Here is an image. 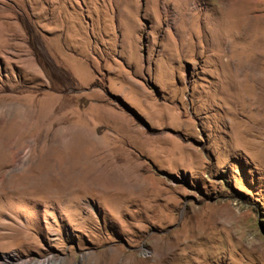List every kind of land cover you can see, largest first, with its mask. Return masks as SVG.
Masks as SVG:
<instances>
[{
  "label": "rangeland",
  "instance_id": "374dc122",
  "mask_svg": "<svg viewBox=\"0 0 264 264\" xmlns=\"http://www.w3.org/2000/svg\"><path fill=\"white\" fill-rule=\"evenodd\" d=\"M48 256L264 264V0H0V264Z\"/></svg>",
  "mask_w": 264,
  "mask_h": 264
},
{
  "label": "bare ground",
  "instance_id": "6f19581e",
  "mask_svg": "<svg viewBox=\"0 0 264 264\" xmlns=\"http://www.w3.org/2000/svg\"><path fill=\"white\" fill-rule=\"evenodd\" d=\"M254 136H256L255 134H254ZM256 137H258V136H256ZM256 143L255 144H260L261 142H260V137L258 138V139H256ZM155 143H157V141H155ZM165 148V147H164ZM167 151V150H166ZM160 153L161 154H159L160 156H162V157H169V161H170V164L173 166V165H176V164H174L175 163V161H174V158H172V157H170V156H168L166 153H165V151L163 150V148H161L160 147ZM189 158H190V156H189ZM177 163V162H176ZM53 165H54V163H52V162H50V163H47V164H45V168L46 169H51L52 167H53ZM59 177L64 181V182H67L68 184H70V189H69V191L70 192H79V191H84V188H83V184L81 183V182H79V181H77V183H72V182H69V181H71V179H72V175H71V173H69L68 172V170L67 169H64L62 172H61V174H59ZM83 185V186H82ZM168 253V252H167ZM165 255V254H164ZM173 255V254H172ZM174 257V256H173ZM165 258V257H164ZM163 258V259H164ZM162 259V258H161ZM160 259V260H161ZM167 259V258H166ZM171 259V258H170ZM174 260H175V258H173ZM159 260V261H160ZM165 260V259H164ZM172 261V260H171ZM168 262L167 264H174L173 262ZM161 262H162V260H161ZM60 263V262H59ZM176 263V262H175ZM18 264H20V262L18 263ZM21 264H57V261L56 260H53L51 257H46V258H44V259H42V260H40V261H28V260H26V261H22L21 262ZM162 264V263H161ZM177 264V263H176Z\"/></svg>",
  "mask_w": 264,
  "mask_h": 264
}]
</instances>
